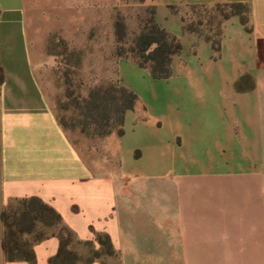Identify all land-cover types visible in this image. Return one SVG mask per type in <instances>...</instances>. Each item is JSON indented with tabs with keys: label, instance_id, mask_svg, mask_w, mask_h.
Instances as JSON below:
<instances>
[{
	"label": "crops",
	"instance_id": "obj_1",
	"mask_svg": "<svg viewBox=\"0 0 264 264\" xmlns=\"http://www.w3.org/2000/svg\"><path fill=\"white\" fill-rule=\"evenodd\" d=\"M232 3L248 19L220 21L217 50L183 30L184 9ZM131 5L152 7L180 43L170 76L135 91L121 135L72 139L51 101L52 38L98 44L129 88L122 72L136 63L115 54L114 23ZM0 68V264H29L6 259L2 211L31 197L81 257L109 236L114 255L89 264H264V0H0ZM58 248L55 233L36 242L33 264Z\"/></svg>",
	"mask_w": 264,
	"mask_h": 264
},
{
	"label": "trees",
	"instance_id": "obj_2",
	"mask_svg": "<svg viewBox=\"0 0 264 264\" xmlns=\"http://www.w3.org/2000/svg\"><path fill=\"white\" fill-rule=\"evenodd\" d=\"M137 1L142 2L143 0ZM120 2L126 4L128 0H120ZM190 8H196V6ZM213 8L220 12V21L231 16H240L244 23L248 19L249 8L240 3L216 5ZM145 10L148 16L140 20L138 32L127 48L121 44L126 36L124 18L120 14L116 16L114 28L118 46L115 54L119 57L130 58L141 69L148 70L154 79H166L171 73L172 57L180 52L181 45L158 25L152 7H147ZM183 21L184 31L196 32L192 26L186 24L185 19ZM216 35L215 39L211 36H204L212 43L214 50L219 48V29ZM2 81L3 74L0 68V83ZM65 97L72 99L73 105L79 111V117L82 118L79 122L80 131L87 136L99 137L108 136L114 131L121 135L125 113L132 110L136 102V94L119 83L96 86L85 98L75 96L71 90L66 89ZM58 122L62 128L67 126L64 120H58ZM15 202L18 203V207L10 214L6 212V207L2 211L4 225L2 247L8 261H25L33 264V245L52 233L59 238V248L56 255L50 259V264H76L78 262L89 264L99 260L101 256L114 255L109 236L97 234L96 242L100 250H93L90 256L81 257L70 248L72 234L61 225V216L52 207L36 197L24 198Z\"/></svg>",
	"mask_w": 264,
	"mask_h": 264
},
{
	"label": "rangeland",
	"instance_id": "obj_3",
	"mask_svg": "<svg viewBox=\"0 0 264 264\" xmlns=\"http://www.w3.org/2000/svg\"><path fill=\"white\" fill-rule=\"evenodd\" d=\"M128 3H138L137 0H128ZM141 10V12H139ZM146 10L140 7L129 6L127 8H120L119 14L121 16L127 14L131 20L130 25L126 26V36L122 41V46L127 48L131 43L134 35L138 32L140 27V20L148 16ZM186 24L192 26L199 35L211 36L217 38L219 21L221 20L220 12L214 8H186L184 9ZM135 20L138 21V27H135ZM99 45L95 44L86 46L85 49L76 50L73 45L65 43L60 36H54L50 43L52 50L49 53L55 55V93L51 98L54 111L58 120H64L67 126L64 128L66 132L77 139L79 135H83L90 140L92 146L94 141L99 136H87L80 131L79 122L82 120L79 117V111L73 105L72 99L65 97L66 89L71 90L74 95L80 98L88 96L89 91L101 85L109 83H120L117 78L116 66L114 62L107 61L110 58V52H105L96 49ZM85 62V64H84ZM122 80L129 83L131 91L143 92L146 88V81L151 78L147 70L139 68L138 65L126 66L123 69ZM67 83V85H66ZM134 88V89H133ZM136 89V90H135ZM144 93V92H143ZM117 134L115 131L111 134ZM106 137V136H104ZM18 207V203L14 202L6 206V212L10 214L13 209Z\"/></svg>",
	"mask_w": 264,
	"mask_h": 264
}]
</instances>
